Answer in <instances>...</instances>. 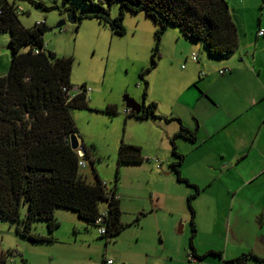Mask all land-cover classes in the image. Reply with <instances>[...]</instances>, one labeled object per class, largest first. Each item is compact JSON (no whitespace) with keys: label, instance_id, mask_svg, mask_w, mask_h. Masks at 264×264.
<instances>
[{"label":"rangeland","instance_id":"obj_1","mask_svg":"<svg viewBox=\"0 0 264 264\" xmlns=\"http://www.w3.org/2000/svg\"><path fill=\"white\" fill-rule=\"evenodd\" d=\"M6 1L8 4H14L15 8L22 9L23 12L18 15V20L25 29L34 28L36 23L45 20L47 29L43 40L48 51L53 52L58 58L72 57L71 84L74 87L85 85L91 89V95H88L89 110L72 112V118L80 136V144L83 141L89 147L91 144L94 146V150H90V156L85 159V167L80 168V173L86 174L88 180L93 183L96 181L94 170L98 178L106 183L109 189L112 188L116 177H118L116 196L122 207L121 222L127 228L117 238L108 240L101 238L98 229L85 223L75 212L62 208L55 209L54 215L60 226L53 235L64 236L61 238L62 240H66L65 237L74 238L76 236L77 243L84 245L72 249L71 256H77L80 264H102L103 260H112L114 264H132L143 259L145 255L150 256V261L153 262L172 254L171 258H174L175 261L170 264H185L188 258L187 253L190 252V240L199 252L206 254L211 247H214L216 252H221L225 257L226 249H230L233 241L238 239L237 236H250L251 229L254 227L248 225L247 221L254 222L255 219V223L259 227L262 218L261 215H255L251 206V202L254 201L253 195L247 194L242 205H239L241 208L240 212L238 211L239 221L229 223L231 206L223 207V209H220L219 206L210 209V213L204 210L203 206H197L196 196L189 195V197L187 195L188 192L196 194L197 189L185 182H179L175 172L166 169L169 168L166 163L161 161L158 169L154 163L149 164L146 161L139 165L117 164L118 149L122 143L134 145L129 141L142 142V136L145 134L149 136V140H153L156 135L151 124L143 127V125H147L144 124L147 122L136 120L123 113V110L126 109L123 96L128 94L131 98L135 96L137 100H143L144 82L142 76L148 83L150 92L153 90L154 94L158 93L162 80L166 79L169 81L170 91L174 92L180 82L181 73L188 70L184 58L178 65L170 60L178 51L177 47H173V44H176V35L182 34L179 28L166 26L165 31L158 36L156 32L160 28L159 24L153 22L143 12L126 11L125 34L117 35L108 24L102 23L96 15H106L109 19L115 18L119 14L121 0H117L111 7L102 4V9L87 7L81 0ZM227 1L234 18L244 11L246 12L248 21L245 29L251 23L257 22L264 10L263 0ZM73 14H75V24L66 22L63 28L55 29L59 22L66 20L68 15L73 17ZM78 22L79 24L76 25ZM182 36L185 38L183 34ZM8 42L9 34H1L0 77L5 76L9 70L7 59L10 63L11 54ZM195 43L202 45L201 55L199 52L190 55L195 54L199 62V56L202 58L204 52L207 55V50L202 42L195 41ZM156 46H158L159 55H155L157 65L153 68L152 56ZM27 50L28 48L25 47L21 49V52L24 53ZM195 90L198 91L196 88ZM136 99L135 101H137ZM110 101L118 102L117 116L108 118L103 113L93 111V109H105ZM197 129L198 122L194 120L192 130L196 132ZM163 138L164 141H167L168 138L172 139L166 137V133L163 134ZM177 140L180 138L175 140V145H177ZM169 145L170 151H172L171 143ZM134 146L139 147L140 145ZM139 148L141 149V147ZM141 154L144 159L146 156H155L145 154L143 149H141ZM159 160L161 159L159 158ZM181 167L179 168L181 169ZM158 175L162 178L160 179ZM166 175H169L166 179L168 181L172 179V182L166 183L163 178ZM201 175L200 172V177ZM192 180L206 184L212 178L193 177ZM194 184L196 185V183ZM166 189L165 195L163 192ZM211 195L219 196L217 200H220V204L226 202L228 198V201L232 203L236 196L235 194L219 193L213 187L202 194L198 200L199 203H202L203 199L208 202L207 197ZM239 197L240 194L236 197V205ZM190 207L194 213L198 212L196 220L194 219L195 233L192 232ZM99 209L101 211L106 209L104 201L99 203ZM142 210L144 213L141 212ZM234 212L233 210V217H236ZM25 214L26 207H22V217ZM140 214H142L141 220L138 224L134 223L135 218ZM21 226L22 224L19 222L0 221V255L5 256L6 264H23L22 260L26 264H35L36 259L40 261V264H53L49 260L43 244L32 243L17 233V228ZM259 229V234H264V225ZM31 234L48 236L50 233H48L45 222L35 221ZM238 245L242 250H245V243L240 242ZM10 251L17 252L18 255L14 257L12 254L8 255ZM205 259L218 258L209 255Z\"/></svg>","mask_w":264,"mask_h":264},{"label":"trees","instance_id":"obj_2","mask_svg":"<svg viewBox=\"0 0 264 264\" xmlns=\"http://www.w3.org/2000/svg\"><path fill=\"white\" fill-rule=\"evenodd\" d=\"M81 1L87 7L102 9V4L111 7L117 0ZM121 1L119 14L115 18L96 15L117 35L125 34L126 11L143 12L159 24L160 28L156 32L158 36L165 31L166 26L177 27L186 39L202 42L211 58L231 56L239 48L238 32L227 0ZM14 11V4L0 0V35L9 34L11 54L8 73L0 77V221L21 223L17 233L32 243H54L56 239L53 233L60 226L54 215L56 208L73 211L85 223L94 226V220L100 211L99 203L104 201L107 203V232L100 237L106 240L114 238L126 227L121 222L122 212L120 200L116 196V185L112 186L115 195L108 199L106 189L94 170L96 181L87 182L78 167L80 158L67 142L72 135L80 138L72 112L89 110L86 96L78 95L69 99L68 91L74 87L70 81L73 58H58L47 49L35 54L34 50L42 48L44 43L46 25L44 23L39 27L25 29ZM73 18L75 19V14ZM78 24L79 22L76 25ZM25 47L28 50L22 53L21 49ZM156 54L159 55L158 46L152 56L153 68L157 65ZM141 78L144 82V102L148 83L143 76ZM103 109L93 111L103 113L108 118L118 115L115 105H107ZM126 116L137 120H174L159 116L155 102L142 105L139 115L130 113ZM176 138L189 142H195L196 139L195 134L184 127H181ZM176 138L170 139L172 155L176 158L171 170L175 172L179 182L196 188L198 194V188L180 175L179 167L184 156L177 152ZM81 144L84 149L82 160L85 161L94 146L91 144L89 147L83 142ZM143 162L139 147L124 143L120 145L118 165H139ZM117 180L118 177L115 184ZM22 207H26L24 217ZM190 209L192 232L195 233L194 211L192 207ZM35 221L45 222L50 234H31ZM190 250L191 254L197 256L192 240ZM11 254L12 251L8 253ZM209 254L221 256L219 252L211 251ZM4 257L0 255V264H6ZM250 259L264 263L263 259L252 254H242L223 262L248 264ZM22 262L26 264L24 260Z\"/></svg>","mask_w":264,"mask_h":264},{"label":"crops","instance_id":"obj_3","mask_svg":"<svg viewBox=\"0 0 264 264\" xmlns=\"http://www.w3.org/2000/svg\"><path fill=\"white\" fill-rule=\"evenodd\" d=\"M245 13L244 11L235 18L231 15L239 38V48L233 55L224 58H211L204 52L202 58L199 56L200 61L194 63L189 59L190 54L199 52L201 55L202 45L185 39L182 34L178 33L176 44H173V47H177L178 51L170 60L178 65L182 63L184 58L188 70L186 69L181 73L176 90L170 91L169 81L166 79L162 80L161 89L158 93L154 94L153 90L152 92L148 90L146 101L137 100L133 96L142 105L155 102L159 116L174 119L170 123L164 120L158 122L142 120V122H147L144 123L147 125H143V127L151 124L154 132H156L154 139L149 140V136L145 134L142 136V142L129 141V143L140 145L139 147L143 149L145 154L155 155L146 156L145 159L157 158L159 165L162 161L169 167L166 169L170 170L175 158L170 151V138L164 141L163 134L166 133V137L176 138L181 127L193 131L194 120H197L198 129L196 132L193 131L196 138L195 142L189 143L180 138L175 145L177 151L184 156L180 165L182 167L179 168L181 177L196 183L195 185L190 182L199 190L198 194L188 192L187 195H195L196 205L203 206V209L208 213H210V209L219 206L220 209L231 206L229 223L239 221L238 216L240 214L238 211L240 212L241 209L239 205H242L247 194L253 195L254 201L251 202V206L255 215H261L262 218L259 227H257L255 219L254 222L252 220L247 221L248 225L254 227L251 229L250 236H237L238 239L233 241L230 249H226L225 257L222 254V257L209 254L211 251L216 252L214 247H211L205 254L193 246L195 254L201 258L191 254L192 251L190 250L187 253L188 258L185 264H225L224 260L235 259L242 255L239 253L245 254L246 251H249L247 254L264 260V234L260 235L258 232L259 228L264 225V35H258L259 30H264V10L257 22L251 23L246 29L248 17ZM1 59L2 54H0ZM7 64H9L8 59ZM2 68L4 69V66ZM223 68H228L229 71L220 75L219 71ZM202 72L204 75L200 77L199 74ZM107 105L117 106L118 102L110 101ZM191 169L192 171H190ZM200 172L202 173L201 177L212 178V180L206 184L192 180L193 177L201 178ZM81 174L84 175L87 182L92 183L86 174ZM167 176L169 175L163 177L166 183L172 182V179H169L171 181L166 179ZM158 177L162 178L159 175ZM113 185H117V183ZM213 187L225 195L235 194L234 202H229L228 198L226 202L220 204V200H217L219 196L213 197L211 195L207 197L208 202L203 199L202 203H199L198 200L202 194ZM163 193L166 195L167 189ZM239 194L240 197L236 205L235 200ZM120 209L122 212L121 203ZM233 210L236 217H233ZM141 212L144 213L143 210ZM140 216L142 217V214L136 218L134 216V223L135 221H137L136 224L139 223ZM197 216L198 212L196 211L194 213L195 220ZM62 237L64 236H54L56 239L54 243H40L45 246L46 249L44 250L47 252L49 260L53 264H80L78 257L71 256L70 252L72 249L84 245L77 243L76 236L74 238L65 237L66 240H62ZM240 242L245 243V250H242L238 245ZM209 255L216 256L218 259L206 260L205 257ZM171 257L172 254H169V256L160 258L161 260L152 262L150 256L145 255L143 259L132 264H170V262L175 261ZM108 261L112 260H103L102 264H109ZM34 263L40 264V261L36 259ZM248 264L264 263L250 259Z\"/></svg>","mask_w":264,"mask_h":264},{"label":"built area","instance_id":"obj_4","mask_svg":"<svg viewBox=\"0 0 264 264\" xmlns=\"http://www.w3.org/2000/svg\"><path fill=\"white\" fill-rule=\"evenodd\" d=\"M14 12H15L16 14L19 15V14L22 13L23 11H22L21 8H16ZM44 23H45V20H42L41 22L36 23L35 26H36V27H37V26L39 27V26H41V25L44 24ZM258 35H259V36H263V35H264V30H263V29L259 30V31H258ZM46 49H47V46L45 45V43H43L42 48H40V49H35V50H34V53H35V54H39V53L44 52ZM189 59H190L192 62H194V63H198V57H197L195 54L190 55ZM228 71H229L228 68H223V69H221V70L219 71V74H220V75H223V74L227 73ZM203 75H204L203 73H200V74H199L200 77H203ZM73 89H74V91H73ZM90 92H91V89H90V88H88V87H86V86H79V87H73L71 90H69V91H68V95H69V99H72V98H74V97H76V96H78V95H84V96H86V98H87V96L90 94ZM123 113H124L125 115H128V114H130V111H129L128 109H125V110L123 111ZM76 152H77V154H78V156H79V158H80V161H79V163H78V167H79V169H80V168H84L85 165H86L85 161L82 160V157H83L84 154H83V152H82L81 150H77ZM144 161L154 162V163L156 164L157 169H158L159 166H160L159 163H158L159 161H158L157 158L144 159ZM102 185H103V187L106 189L108 199H111V198L113 197V195H115L114 192H113V188L109 189V188H108V185H107L106 183H104V182H102ZM105 203H106V202H105ZM106 217H107V203H106V209L103 210V211H101V210L99 211V214H98V216L95 218V220H94V224H93L94 227H96V228L98 229V233H99L100 236L105 235L106 232H107V230H106V226H105ZM17 255H18L17 252H14V253L12 252V256H13V257H14V256H17ZM107 263L111 264L112 261H108Z\"/></svg>","mask_w":264,"mask_h":264},{"label":"water","instance_id":"obj_5","mask_svg":"<svg viewBox=\"0 0 264 264\" xmlns=\"http://www.w3.org/2000/svg\"><path fill=\"white\" fill-rule=\"evenodd\" d=\"M66 22H69L71 24L76 23L74 18L72 17V15H68L66 20L59 22L55 26V29L63 28V26L66 24ZM123 103H124L126 109H128L130 111V113H132L134 115H139L142 112V104L135 101V99L129 97L128 94H125L123 96ZM67 142L70 144L72 150H75V151L81 150L84 154V149L82 148V144H80V140L76 135L70 136L69 140Z\"/></svg>","mask_w":264,"mask_h":264},{"label":"clouds","instance_id":"obj_6","mask_svg":"<svg viewBox=\"0 0 264 264\" xmlns=\"http://www.w3.org/2000/svg\"><path fill=\"white\" fill-rule=\"evenodd\" d=\"M16 9V8H15ZM16 15H18V14H16ZM48 50V49H47ZM85 86V85H84ZM88 99V98H87Z\"/></svg>","mask_w":264,"mask_h":264}]
</instances>
